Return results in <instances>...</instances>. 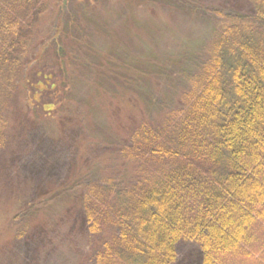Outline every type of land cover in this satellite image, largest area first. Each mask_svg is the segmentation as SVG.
<instances>
[{"label":"trees","instance_id":"16d2710c","mask_svg":"<svg viewBox=\"0 0 264 264\" xmlns=\"http://www.w3.org/2000/svg\"><path fill=\"white\" fill-rule=\"evenodd\" d=\"M104 1L0 0V149L7 143L12 77L37 17L53 4L57 22L48 41L62 70L79 64L72 41L85 42L93 68L92 102L58 118L62 129L73 116L84 125L75 130L83 159L77 179L60 190L88 235H105L91 247L87 264H175L177 243L192 240L202 264H264V0H246L245 15L217 11L219 22L202 47L166 62L112 35L91 47L83 24L92 5ZM73 26L80 36L72 35ZM64 85L55 81L50 90L63 95ZM154 86L157 96L150 92ZM51 105L44 111L59 113ZM82 111L102 123L100 131L119 122L123 130L107 138L85 126ZM30 116L38 127L40 119ZM92 165L102 169L100 176L82 178Z\"/></svg>","mask_w":264,"mask_h":264},{"label":"rangeland","instance_id":"374dc122","mask_svg":"<svg viewBox=\"0 0 264 264\" xmlns=\"http://www.w3.org/2000/svg\"><path fill=\"white\" fill-rule=\"evenodd\" d=\"M48 10L37 17L25 49L27 54L21 57V68L12 77L14 87L6 111L10 121L7 143L0 149V264H87L91 247L105 238L104 234L100 238L89 236L78 220L80 213L61 194L60 189L68 179H77L83 159L79 157L75 136L79 121L73 116L62 129L58 118L72 116V108L80 112L88 100L92 102L89 82L93 68L87 66L85 42L72 41L71 51L79 64L62 70L54 45L48 41L57 22L53 4ZM217 11L247 14L250 5L246 0H145V5L135 7L123 0H106L87 11L86 16L91 17H87L82 29L91 47L103 45L102 41L112 35L135 52L151 49L157 60L178 61L190 58V50L195 46V50L201 48L202 42L210 37L219 22ZM72 29L73 36L81 35L77 28ZM183 66V61L179 62L176 70ZM63 74L69 78L62 77ZM59 80L65 84L63 95H56L58 89L50 90L51 84ZM157 89L151 87L150 92L157 96ZM62 96L65 102L58 101ZM51 103L59 107V113L44 111L52 107ZM122 108L125 113L129 111L125 106ZM31 114L40 119L38 127L31 123ZM81 117H85L82 119L85 126L87 123L107 138L123 130L124 125L119 122L115 130L100 131L105 128L91 112ZM100 171L92 165L80 175L86 179L90 175L100 176ZM55 190L59 191V197ZM41 197L45 198L40 209ZM40 225L41 234L47 238L43 242ZM22 230L27 233L16 237ZM194 249L185 241L178 242L175 264H197Z\"/></svg>","mask_w":264,"mask_h":264},{"label":"crops","instance_id":"0c3cea01","mask_svg":"<svg viewBox=\"0 0 264 264\" xmlns=\"http://www.w3.org/2000/svg\"><path fill=\"white\" fill-rule=\"evenodd\" d=\"M184 242V241H183ZM185 242H187L188 243V245L190 246V247H194L195 249H196V251H197V255H196V261H197V264H202L201 263V261H202V256H201V251H200V249H199V245H198V243H196V242H194L193 240L192 241H185ZM194 249V250H195Z\"/></svg>","mask_w":264,"mask_h":264}]
</instances>
